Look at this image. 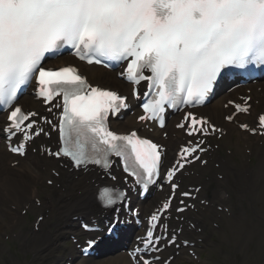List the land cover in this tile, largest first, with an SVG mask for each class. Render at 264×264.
<instances>
[{"label":"snow or ice","instance_id":"obj_1","mask_svg":"<svg viewBox=\"0 0 264 264\" xmlns=\"http://www.w3.org/2000/svg\"><path fill=\"white\" fill-rule=\"evenodd\" d=\"M65 45L88 64L128 61L127 79L133 85L148 81L156 90L154 98L143 105L146 115L139 119L156 120L164 127L165 105L203 104L222 70L264 66V0H0V105L11 108L21 88L34 78L37 95L45 104L62 98V105H55L62 107L61 146L48 154L68 158L77 169L91 164L105 171L111 167L110 157H119L124 172L146 191L160 175V146L134 131L119 135L108 128L109 114L126 108V97L93 87L74 67L53 70L42 66L46 54ZM236 111L247 112L248 108L236 105ZM37 116L12 108L6 131L9 138L23 133V141L10 146L11 152L24 155L26 142L44 131L36 127L33 132L36 121L32 118ZM258 124L264 129V115L258 117ZM186 125L188 136L219 131L191 112L177 127ZM241 127L248 130L247 125ZM250 131L255 134V129ZM201 143L183 147L180 158L203 151ZM177 170L167 171V182H172ZM171 187L174 194L177 185ZM123 195L105 188L99 199L110 207ZM170 204V199L165 201L151 215L143 250L137 247L129 254L134 264H152L137 254L158 242L154 222L161 218L159 211H167Z\"/></svg>","mask_w":264,"mask_h":264},{"label":"bare ground","instance_id":"obj_2","mask_svg":"<svg viewBox=\"0 0 264 264\" xmlns=\"http://www.w3.org/2000/svg\"><path fill=\"white\" fill-rule=\"evenodd\" d=\"M264 94H261L262 96ZM229 95H223L222 96V102H226L227 99H229ZM252 103L251 101L248 102V104ZM229 110V109H227ZM227 110L223 111L225 112L226 115L230 116L232 114V110L228 111ZM212 113V110H209L205 113V115L209 116ZM246 122L251 123L252 119L246 120L243 118ZM226 129L229 131L230 135L234 134V129L233 126H226ZM179 141V139L176 140H170L167 145H170V143L175 144ZM166 143V142H165ZM258 151V149H255ZM263 152L264 156V149H261ZM217 152H213L209 150L206 154L203 155L204 159L208 160V163L210 162H219L220 163V168L217 171H222L224 173V181L223 182H217L214 178V173L216 171L214 170H209V174L211 176L210 181L215 182L218 186L219 189H222L223 191L231 193L232 191L237 189V193L241 195L242 197L244 195H250L251 197L255 195V186L251 184V178L247 177L246 174L249 172V166L246 162V157L242 155L241 150L239 148H235V153L234 157L236 155H239L238 160L236 163H230L231 158L225 157L224 159H221L220 156H217ZM170 156V151H167L166 153V158ZM9 157L6 156L2 150L0 149V195L3 194L4 196L2 198L9 199V201H12L14 204L17 206L22 207L23 205H26L27 198L36 196L39 194L43 189L41 188V184H38L35 180L36 179H31L35 178V176H40L42 173L39 172L37 168L32 169L30 166H27L26 164L22 166L15 167L14 169H10L6 165V159ZM260 163H262L263 159L259 157ZM200 173L199 178H190L189 180L191 182L198 180L201 181L204 185V187H207L210 182H205L202 180L204 174L203 172L206 171L205 169H200V165L197 169ZM98 174L96 171H91L89 172L88 176H78V179L75 180L74 178L68 177L64 175L58 182H61L64 188V191H57L55 193V196L58 197L59 201L58 202H47L45 201L43 208L40 209V212L46 213L49 212L50 214H53L55 210L59 209L58 206L62 204H70L72 205V214H68L67 212H64V216L62 220L58 221L56 223V226L58 228V231H61L62 229H69V230H74L75 223L72 220L73 216H85L88 218H94L97 220L101 219V215H103L104 218L107 217V213L102 212L96 205H95V200L92 197V192L93 188L97 183H100L97 177ZM261 176L264 178V169L262 171ZM37 178V177H36ZM20 183V185L23 188V194L19 195L17 193V189L15 187H11L10 190L12 192H7L2 191L3 185H9L10 183ZM79 191L81 194L78 195L76 192ZM26 194V197L23 198L22 195ZM160 195L159 197H162ZM70 197V200H69ZM210 201L212 203H217L219 204H224V205H231L232 200L231 199H226L223 198L220 194V192H215L214 194L210 195ZM259 198L257 199H248L251 203H255L258 201ZM3 207V206H2ZM0 207V219L3 220L6 226L10 228L15 227V219L12 218L11 216V211L8 210V208H2ZM142 210L144 213H147L148 210H146V206H142ZM203 208H201V211ZM205 211H209L206 209ZM188 217L192 218L194 212H187ZM211 216L210 218H215L214 212L211 211ZM202 216H197V220H200ZM237 214L234 212L233 216L229 219H223V221L220 223V229L219 231H211V234L216 235L217 238H223L227 237L230 238L231 234L235 233V229L231 227L232 223L234 220L237 218ZM244 219H242L243 225H244ZM203 227L206 230L209 229V224L206 222L203 224ZM40 228L44 229L45 227L40 224ZM189 232L185 231L184 235H188ZM48 236H53V232H49L47 234ZM47 244V243H46ZM35 247V246H33ZM26 253L32 252L35 254V257H44L46 255V252H41L35 248L33 251H30L31 248H24ZM109 261H115L118 262L119 264H130L128 259L122 256L114 257L111 258Z\"/></svg>","mask_w":264,"mask_h":264},{"label":"rangeland","instance_id":"obj_3","mask_svg":"<svg viewBox=\"0 0 264 264\" xmlns=\"http://www.w3.org/2000/svg\"><path fill=\"white\" fill-rule=\"evenodd\" d=\"M264 245V237L262 240ZM244 247L242 248V244L239 245L235 250H233L234 258H230L228 256H223L221 253L220 255L224 257L225 259L222 260V262L216 261L215 264H254L257 262L258 264H261L262 261H264V256L259 251V243L258 241H251V239L246 238L244 239ZM249 242V243H248ZM262 246V250H264V246ZM15 260V258H13Z\"/></svg>","mask_w":264,"mask_h":264}]
</instances>
